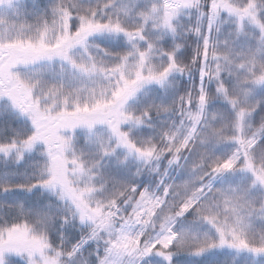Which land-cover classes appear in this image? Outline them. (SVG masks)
I'll use <instances>...</instances> for the list:
<instances>
[{"label":"snow or ice","instance_id":"snow-or-ice-1","mask_svg":"<svg viewBox=\"0 0 264 264\" xmlns=\"http://www.w3.org/2000/svg\"><path fill=\"white\" fill-rule=\"evenodd\" d=\"M0 264H264V0H0Z\"/></svg>","mask_w":264,"mask_h":264}]
</instances>
